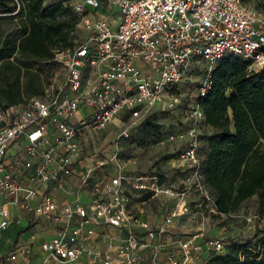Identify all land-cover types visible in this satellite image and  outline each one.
I'll use <instances>...</instances> for the list:
<instances>
[{"label":"built area","instance_id":"built-area-1","mask_svg":"<svg viewBox=\"0 0 264 264\" xmlns=\"http://www.w3.org/2000/svg\"><path fill=\"white\" fill-rule=\"evenodd\" d=\"M84 35L53 50L61 81L29 100L0 108V230L15 215L39 231L0 254V264H206L228 241L182 231L196 219L188 195L214 199L203 182L198 103L226 55L264 66V17L241 0H80L69 3ZM195 74L201 81L180 124L167 130L182 142L177 160L187 175L179 189L158 174L124 172L117 146L131 139L151 109L169 112ZM113 128V129H112ZM114 130V149L97 146ZM128 189L167 195L169 210L150 221ZM62 191L58 198L54 191ZM214 211V209H212ZM14 215V216H15ZM43 223V224H42ZM45 233V232H44Z\"/></svg>","mask_w":264,"mask_h":264},{"label":"trees","instance_id":"trees-1","mask_svg":"<svg viewBox=\"0 0 264 264\" xmlns=\"http://www.w3.org/2000/svg\"><path fill=\"white\" fill-rule=\"evenodd\" d=\"M241 2L264 12V0ZM0 13L10 16L9 20L19 19L10 28L15 36L0 31V108H6L22 103L24 93H38L33 81L28 83L34 90L21 91L20 80L27 77L28 62L51 63L54 49L73 45L79 15L62 0H0ZM210 81L205 94L197 99L203 124L210 128L198 155L203 182L217 194L214 212L227 215L255 195L258 212L264 216V66L248 71L247 61L226 55L215 64ZM140 138L138 130L130 141ZM126 192L132 202L152 196L149 190ZM132 193L139 195L132 198ZM205 263L264 264V236L243 243L229 240L223 252L210 253Z\"/></svg>","mask_w":264,"mask_h":264},{"label":"rangeland","instance_id":"rangeland-1","mask_svg":"<svg viewBox=\"0 0 264 264\" xmlns=\"http://www.w3.org/2000/svg\"><path fill=\"white\" fill-rule=\"evenodd\" d=\"M54 1V0H46ZM64 3L71 4L80 0H62ZM250 7V6H249ZM264 17V12H260ZM10 16H6L4 13H0V31L5 36H15L14 30H10L13 26V22L19 20H9ZM84 29L81 24L77 25L74 38L79 39L84 35ZM29 70L27 77H21V91H31L36 87L28 83L33 81L38 84L39 91L37 94L27 96L26 93L22 95L21 101L25 102L32 97L39 96L47 90H55L59 87L61 76H55L56 68L51 63L42 61H29ZM202 77L201 74H195L189 81L184 83L182 87V101L179 106L173 111L163 112L158 109H151L149 115L141 122L144 123L138 125L136 132L141 130V138L139 141H130L128 138L117 146V155L119 157L120 164L123 166L124 172L132 173L135 175L140 174H158L162 177L163 187L179 189L182 186V181L176 180L175 183L168 180L173 175L180 174L181 180L187 175L185 165L180 164L177 160L176 154L182 142L169 141L166 133L168 129L175 127L176 124H180V121H184L183 111L187 101L191 100L196 94V88L199 85ZM12 80V79H10ZM113 129V128H112ZM108 132L104 139L97 143V146H101V156L108 157L112 154L114 145L113 137L116 132L113 130ZM210 128L206 125H200L198 129V136L200 137V143H203V137L207 134ZM135 132V133H136ZM134 133V134H135ZM166 176H165V175ZM166 177V178H165ZM166 179V180H165ZM168 180V181H167ZM174 180V179H173ZM172 184V185H170ZM139 194L132 193V198H137ZM190 197V200H189ZM214 199V193L212 195ZM192 201V202H191ZM171 199L167 195H161L159 197L148 199L139 207L143 208L144 215L150 221H156L169 210L171 205ZM188 202L193 210H197L199 213L193 222H189L185 218H181L177 222V226L182 231H190L191 227L193 231L202 233L200 237H215L225 241H237L240 243L248 240H254L258 237L264 236V216L258 212L257 198L255 195L248 197L238 208V210L230 212L227 215L217 216L212 210L211 202L206 203L203 200L199 192L193 191L188 195ZM195 228L197 230H195ZM41 236V234H38Z\"/></svg>","mask_w":264,"mask_h":264},{"label":"crops","instance_id":"crops-1","mask_svg":"<svg viewBox=\"0 0 264 264\" xmlns=\"http://www.w3.org/2000/svg\"><path fill=\"white\" fill-rule=\"evenodd\" d=\"M180 176H181L180 174H178V176L177 175H173L168 180L169 181L171 180L172 184L176 182L175 178H176V180H179L181 182L182 180H181ZM172 184H170V185H172ZM53 194L56 197H58V198L62 197V191H60V190L54 191ZM216 197H217V194L214 193V198H216ZM189 200H190V197H189ZM11 212L14 213L12 215L13 216L12 220L9 222V224L5 228L0 230V254L6 253L10 249H12L14 246L26 243L27 238L33 232L36 233L37 236H38V234H41V236H43L44 234L46 236L47 235H49V236L52 235L53 231L51 229H49V230L47 229L46 231H44L45 233L44 232H40L39 229H38L39 226H33V225H28L27 226V222L24 219L19 218L20 216H16L15 215V209H11ZM195 230H197V229L195 228ZM61 264H71V263H65L64 262V263H61ZM75 264H83V261L77 262Z\"/></svg>","mask_w":264,"mask_h":264}]
</instances>
